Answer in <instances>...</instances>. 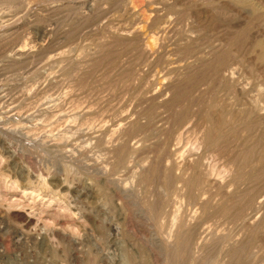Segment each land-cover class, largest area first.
<instances>
[{"label": "rangeland", "instance_id": "374dc122", "mask_svg": "<svg viewBox=\"0 0 264 264\" xmlns=\"http://www.w3.org/2000/svg\"><path fill=\"white\" fill-rule=\"evenodd\" d=\"M260 49L264 0H0V264H264Z\"/></svg>", "mask_w": 264, "mask_h": 264}, {"label": "bare ground", "instance_id": "6f19581e", "mask_svg": "<svg viewBox=\"0 0 264 264\" xmlns=\"http://www.w3.org/2000/svg\"><path fill=\"white\" fill-rule=\"evenodd\" d=\"M4 1V0H3ZM9 1V0H8ZM125 1V0H124ZM154 1V0H153ZM92 2V1H91ZM151 2V1H150ZM160 3V2H159ZM153 7V6H152ZM157 7V6H156ZM160 7V6H159ZM72 8V7H71ZM65 9V8H64ZM4 11V10H3ZM21 11V10H20ZM158 13V12H157ZM159 14V13H158ZM23 17V16H22ZM170 22V21H169ZM163 25L159 28V31H164L165 30V24H166V22H164V20H163ZM9 24V23H8ZM194 24V23H193ZM260 25V24H259ZM184 26V25H183ZM157 31H158V29H157ZM235 32V31H234ZM238 32V31H237ZM4 35V34H3ZM11 37V36H10ZM189 39V38H188ZM239 41V40H238ZM189 43H191L190 41H188ZM188 42H187V44H188ZM252 42V41H251ZM226 43V42H225ZM7 46V45H6ZM240 46V45H239ZM238 46V47H239ZM18 48V47H17ZM20 49H23V48H21L20 47ZM20 49L18 50L19 52H20ZM17 50V49H16ZM215 50V49H214ZM179 51V50H178ZM184 51V50H183ZM187 51V50H186ZM189 51V52H188ZM187 52H188V58L189 59H191V58H195V57H197V56H195L196 55V53H197V51L196 50H192V46H191V50H188ZM212 51V50H211ZM245 51V50H244ZM155 52H158V51H155ZM187 52H185V53H187ZM177 53V52H176ZM210 53V52H209ZM20 54V53H19ZM198 54H200V53H198ZM218 54V53H217ZM201 55V54H200ZM209 55V54H208ZM222 55V54H221ZM220 55V59L218 60V61H216L217 63L214 65V68H213V74L211 73V75H212V77H214V78H216V79H218L219 80V82H223V83H228V82H232V79L234 78L235 79V76H233L234 74H235V66L233 67H231V65L229 66V65H227V64H225L227 61V53H225V54H223L222 56ZM229 55H231V54H229ZM154 56V55H153ZM233 56V55H232ZM257 56V58H259V59H261L262 61L264 60V49H260V51H259V53H258V55L256 54L255 55V57ZM147 57V56H146ZM200 57H202V56H200ZM144 58V57H143ZM185 58V57H184ZM187 59V58H186ZM201 59V58H200ZM203 59V58H202ZM179 61H180V59H178ZM183 60H185V59H183ZM193 60V59H192ZM232 60V59H231ZM230 60V61H231ZM258 60V59H257ZM159 62V61H158ZM157 62V63H158ZM173 62V61H172ZM184 62V61H183ZM198 62V61H197ZM264 62V61H263ZM177 63H179V62H177ZM176 63V64H177ZM198 63H200V62H198ZM202 63V62H201ZM215 63V62H214ZM180 64H182V63H180ZM185 64H186V60H185ZM193 64H194V62H193ZM229 64V63H228ZM231 64V63H230ZM233 64V63H232ZM235 64V63H234ZM233 64V65H234ZM167 65H169V67L168 68H170V69H174V68H172V63H168ZM167 65H166V67H167ZM178 65V64H177ZM183 65V64H182ZM191 65V67H192V64H190ZM190 65H189V67H190ZM203 65H205V64H203ZM236 65V64H235ZM197 66V65H196ZM155 67V66H154ZM181 67V66H180ZM188 67V68H189ZM194 67V66H193ZM192 67V68H193ZM213 67V66H212ZM187 68V67H186ZM185 68V69H186ZM187 68V69H188ZM166 70H168L167 68H166ZM180 70V68H179V66L177 67V71H179ZM210 70V69H209ZM208 70V71H209ZM176 71V72H177ZM181 71V70H180ZM165 72V71H164ZM169 72V71H168ZM175 72V73H176ZM177 74V73H176ZM209 74V73H208ZM190 75V74H189ZM207 75V74H206ZM186 76H188V75H186ZM199 76V75H198ZM210 76V75H209ZM175 77V76H174ZM204 78V77H203ZM179 79V78H178ZM198 79V78H197ZM211 79V78H210ZM204 80H207V83H208V79H204ZM212 80V79H211ZM167 82V81H166ZM211 82V81H210ZM215 82H218V81H215ZM238 82V81H237ZM205 83V82H204ZM203 83V84H204ZM222 83V84H223ZM237 86L236 87H238V85L239 84H236ZM242 85V84H241ZM223 86H225V84L223 85ZM229 86V85H228ZM234 86H235V84H234ZM199 87V86H198ZM219 87V86H218ZM227 87V86H226ZM186 88V87H185ZM235 88V87H234ZM240 88V87H239ZM188 89V88H187ZM200 89V88H199ZM228 89V88H227ZM230 89H233V87L232 88H230ZM241 89L243 90V88H242V86H241ZM241 89L239 90V92H241ZM196 90H198V89H196ZM237 90H238V88H237ZM175 91V90H174ZM199 92H200V90H198ZM228 92H229V90H227ZM226 91V92H227ZM232 91H235V89L234 90H232ZM196 92V91H195ZM227 92V93H228ZM230 92H231V90H230ZM237 92V91H236ZM165 93V92H164ZM181 93V92H180ZM198 93V92H197ZM233 93V92H232ZM161 94V93H160ZM159 94V95H160ZM195 94V93H194ZM188 95V94H187ZM189 95H190V92H189ZM146 96V95H145ZM153 96V95H152ZM192 96V95H191ZM204 96V95H203ZM143 97V96H142ZM159 97V96H158ZM183 97H185V96H183ZM148 98V97H147ZM205 98V97H204ZM246 98V97H245ZM141 99V98H140ZM144 99V98H143ZM146 99V98H145ZM144 99V100H145ZM185 99H186V97H185ZM257 99V98H256ZM148 100V99H147ZM151 100V99H150ZM185 101V100H184ZM264 105V104H263ZM175 106V105H174ZM159 107V106H158ZM162 107V106H161ZM229 108H230V106H229ZM75 109H77V108H75ZM248 110V109H247ZM194 111V110H193ZM218 111V110H217ZM250 111V110H249ZM4 112V111H3ZM220 112V111H219ZM218 112V113H219ZM233 112V111H232ZM241 112V111H240ZM242 113V112H241ZM181 114V113H180ZM130 115V114H129ZM192 117H194V116H192ZM235 118V117H234ZM151 119V118H150ZM228 119V118H227ZM155 120V119H154ZM161 120V119H160ZM217 120V119H216ZM245 120V119H244ZM237 121V120H236ZM187 122H188V120H187ZM186 124V123H185ZM188 124H189V122H188ZM226 124V123H225ZM146 125V124H145ZM144 125V126H145ZM173 125V124H172ZM153 126V125H152ZM182 126V125H181ZM183 126H184V124H183ZM186 126V125H185ZM184 126V127H185ZM189 126H191V124L189 125ZM169 127V126H168ZM187 127V126H186ZM249 127H251V126H249ZM183 128V127H182ZM189 128V127H188ZM192 128V127H191ZM191 128H189V129H191ZM197 128V127H196ZM199 128V127H198ZM197 128V129H198ZM189 129H185V131H184V128H183V132L185 133L186 132V130H187V132H190V131H188ZM193 129H195L194 128V126H193ZM244 129V128H243ZM129 130V129H128ZM234 130V129H233ZM126 131V130H125ZM193 130L191 129V132H192ZM200 131H201V129H200ZM200 131H197V134L198 133H201ZM208 131V130H207ZM224 131V130H223ZM143 132V131H142ZM181 133H182V131H180ZM179 132V134H181ZM186 132V133H187ZM232 132V131H231ZM128 133V132H127ZM126 133V134H127ZM193 133L194 132H192L191 134L193 135ZM190 134V135H191ZM195 134H196V131H195ZM196 134V136L198 137V135ZM204 134V133H203ZM206 134H209V133H207L206 132ZM238 135V134H237ZM128 136V135H127ZM178 135H176L175 137H177ZM191 137V136H190ZM189 137V138H190ZM193 137V136H192ZM199 137H201V139H202V136L200 135ZM198 137V138H199ZM211 138H212V136H210ZM194 138V137H193ZM178 139V138H177ZM176 139V140H177ZM205 139H208L207 137L205 138ZM213 139V138H212ZM159 140V139H158ZM190 140V139H189ZM196 140V139H195ZM199 139H197L196 141H198ZM203 140H204V137H203ZM4 141V140H3ZM120 141V140H119ZM181 141H183V140H181ZM195 141V143L197 144V142ZM201 141V140H200ZM231 141V140H230ZM137 142V141H136ZM172 142V141H171ZM238 142V141H237ZM201 143H202V141L200 142V143H198L199 145H201ZM213 143H214V140L213 141H211L208 145L210 146V145H213ZM194 144V143H193ZM203 144L205 145V143H204V141H203ZM223 144H224V142H223ZM244 144V143H243ZM204 145H203V147H204ZM230 145V144H229ZM133 146H134V144H133ZM240 146V145H239ZM238 146V147H239ZM235 147V146H234ZM167 148V147H166ZM217 148H218V146H217ZM128 149V148H127ZM198 149V148H197ZM262 149H264V148H262ZM120 150V149H119ZM133 150V149H132ZM131 150V151H132ZM136 150V149H135ZM175 150H176V148H175ZM177 150H178V148H177ZM176 150V151H177ZM191 150V149H190ZM205 150V149H204ZM207 150V149H206ZM215 150V149H214ZM219 150V149H218ZM253 150V149H252ZM157 151V150H156ZM174 151V150H173ZM175 151V152H176ZM232 151V150H231ZM124 152V151H123ZM175 152H173V153H175ZM178 152V151H177ZM202 152V151H201ZM221 152V151H220ZM240 152V151H239ZM262 152V151H261ZM125 153V152H124ZM228 153V152H227ZM123 154V153H122ZM126 154V153H125ZM244 154V153H243ZM170 155V154H169ZM173 155V154H172ZM229 155V154H228ZM257 155V154H256ZM196 156V155H195ZM261 156V155H260ZM193 157V156H192ZM114 158V157H113ZM121 158V157H120ZM196 158V157H195ZM201 158V157H200ZM246 159V158H245ZM193 160V159H192ZM260 160V159H259ZM119 161V160H118ZM123 161V160H122ZM199 161V160H198ZM244 161V160H243ZM192 162V161H191ZM235 162V161H234ZM250 162V161H249ZM190 163V162H189ZM194 163V162H193ZM192 163V164H193ZM243 163H246V162H243ZM151 164V163H150ZM180 164H182V163H180ZM184 164H185V161H184ZM187 164V163H186ZM183 165V164H182ZM190 165V164H189ZM196 165H198V163H197V160H196ZM195 163L193 164V166L194 167H192L191 165H190V167H192V168H194L195 169ZM243 165V164H242ZM180 165H178V168L177 167H175V168H177V169H181V167H179ZM215 166V165H214ZM226 166V165H225ZM244 166V165H243ZM186 168H187V166H186ZM202 168V167H201ZM199 169V168H198ZM182 170V169H181ZM184 170V169H183ZM188 170V169H187ZM205 170V169H204ZM179 171V170H178ZM194 172H196V171H198V170H193ZM208 171H210V170H208ZM249 171V170H248ZM260 172H261V169L259 170ZM263 171V170H262ZM184 172H186L185 170L183 171V175L185 174ZM181 173V172H180ZM192 173V172H191ZM198 173H200V172H198ZM205 173H207V172H205ZM209 173V172H208ZM149 174V173H148ZM182 174V173H181ZM262 173H259V172H256L255 174H253V177H251L249 180L251 181V182H259L260 181V179H261V175ZM191 175H194V174H191ZM142 176V175H141ZM163 176V175H162ZM172 176V175H171ZM188 176H190V175H188ZM202 176V175H201ZM199 174H195L191 179H189V180H187L186 182H185V185L184 186H186V189H187V191H185V192H189V193H193V192H195V191H197V192H200L203 188H202V185L203 184H208L209 182L210 183H214L215 181H213V180H210V176H208V175H206L207 177H201ZM231 176V175H230ZM241 176V175H240ZM180 177V176H179ZM181 177H183V176H181ZM171 178V177H170ZM188 178V177H187ZM190 178V177H189ZM143 179V178H142ZM164 179V178H163ZM181 179V178H180ZM212 179V178H211ZM234 179V178H233ZM243 179V178H242ZM41 180V179H40ZM183 180H184V178H182V187H183ZM215 180V179H214ZM42 181H43V179H42ZM175 181V180H174ZM230 181V180H229ZM238 181V180H237ZM264 181V179L262 180V182ZM44 182V181H43ZM219 182V181H218ZM236 182V181H235ZM261 182V181H260ZM237 183V182H236ZM252 183V184H253ZM175 184V183H174ZM251 184V183H250ZM43 185V184H42ZM249 185V184H248ZM259 185V184H258ZM170 186H172V185H170ZM209 186V185H208ZM214 186V185H213ZM225 186V185H224ZM247 186V185H246ZM13 187V186H12ZM167 187V186H166ZM218 187V186H217ZM245 187V186H244ZM181 188V187H180ZM255 188V187H254ZM201 189V190H200ZM221 189H223V188H221ZM181 190V189H180ZM200 190V191H199ZM252 190H254V189H252ZM169 191V190H168ZM203 191V190H202ZM212 192V191H211ZM251 192H254V191H251ZM178 193V192H177ZM201 193V192H200ZM229 193V192H228ZM246 193V192H245ZM244 193V194H245ZM247 193H250L249 191L247 192ZM258 193V192H257ZM260 193V192H259ZM28 194V193H27ZM167 194V193H166ZM185 194V193H184ZM194 194V193H193ZM213 194V193H212ZM195 195V194H194ZM211 195V194H210ZM209 195V196H210ZM248 195V194H247ZM264 195V194H263ZM133 196V195H132ZM189 196V195H188ZM249 196V195H248ZM256 196V195H255ZM258 196V195H257ZM190 197V196H189ZM247 197V196H246ZM7 198V197H6ZM250 198H252L253 199V197H251L250 196ZM250 198H248V199H243L244 200V202H243V206L244 207H246L247 208V206L246 205H248V206H250L249 205V203L250 202H252V199H250ZM177 199V198H176ZM191 199V198H190ZM196 199V198H195ZM208 199V198H207ZM222 199V198H221ZM228 199V198H227ZM235 199H237V198H235ZM255 199V198H254ZM240 200H241V202L238 204V205H240L241 203H242V199L240 198ZM251 200V201H250ZM203 201V200H202ZM233 201H234V199H233ZM239 201V200H238ZM237 201V202H238ZM237 204V203H236ZM257 204H258V202H257ZM233 206H231V208L230 207H228V208H230V209H233V208H236L237 206L233 203L232 204ZM5 206V205H4ZM172 206V205H171ZM181 206V205H180ZM243 206H242V208H243ZM9 207V206H8ZM258 207V206H257ZM11 208V207H10ZM224 208V207H223ZM3 209V208H2ZM9 209V208H8ZM202 209V208H201ZM241 209V208H240ZM219 210V209H218ZM223 210H227V208H224ZM242 210V209H241ZM258 210V209H257ZM60 211V210H59ZM73 212V211H72ZM220 212V211H219ZM226 212V211H225ZM229 212V211H228ZM227 212V213H228ZM236 212H238L239 213V211H236ZM236 212H235V214H236ZM245 212V211H244ZM244 214V213H243ZM19 215V214H18ZM227 215V214H226ZM25 216V215H24ZM23 216V218H25ZM76 216V215H75ZM207 216V215H206ZM234 216V215H233ZM243 216H245V214L243 215ZM184 217V216H183ZM193 218V217H192ZM184 219V218H183ZM186 219V218H185ZM230 219H231V217H230ZM233 219H234V217H233ZM248 219H250V218H248ZM247 219V220H248ZM195 220V219H194ZM22 221H24V219H22ZM46 221V220H45ZM234 221V220H233ZM28 223V224H30L31 223V220H29V217L27 216V218H25V221H24V223ZM247 222V221H246ZM24 223H23V225H24ZM180 223V222H179ZM257 225V224H256ZM26 228V227H25ZM28 228V227H27ZM70 228V227H69ZM72 229H73V227H72ZM52 230V229H51ZM249 230V229H248ZM251 230H253V229H251ZM259 230V229H258ZM25 231V230H24ZM23 231V232H24ZM183 231V230H182ZM204 231V230H203ZM56 232V231H55ZM202 232V231H201ZM253 232V231H252ZM25 233V232H24ZM14 235V234H13ZM16 235V234H15ZM175 235V234H174ZM201 235V234H200ZM263 235H264V233H263ZM72 236V235H71ZM183 236V235H182ZM15 237L16 236H14V239H15ZM61 237V236H60ZM208 237V236H207ZM215 237V236H214ZM69 238V237H68ZM71 239H73L72 237H70ZM187 238V237H186ZM17 239V238H16ZM67 239V238H66ZM175 239V238H174ZM217 239V238H216ZM48 240V239H47ZM69 240V239H68ZM74 240H75V238H74ZM202 240V239H201ZM221 240H222V238H221ZM249 240V239H248ZM70 241V240H69ZM71 241H73V240H71ZM164 241V240H163ZM165 243V242H164ZM173 243V242H172ZM196 243V242H195ZM206 243H208V242H206ZM215 243V242H214ZM247 242H245V244H246ZM174 244V243H173ZM183 244V243H182ZM185 244V243H184ZM217 244V243H216ZM248 244V243H247ZM251 244V243H250ZM161 245V244H160ZM181 245V244H180ZM185 245H187V244H185ZM214 245V244H213ZM243 245V244H242ZM261 244H259V246H260ZM169 247H170V245H168ZM202 246V245H201ZM225 246V245H224ZM236 246V245H235ZM248 246V245H247ZM172 247V246H171ZM190 247H192L191 245H190ZM203 247V246H202ZM208 247V246H207ZM216 247V246H215ZM243 247V246H242ZM197 248V247H196ZM238 248V247H237ZM252 248V247H251ZM259 248V247H258ZM201 249V248H200ZM214 249V248H213ZM239 249H241V246H240V248ZM239 249H237L234 253H233V251H232V259L234 258H236V260L235 261H238L237 260V256H238V254H239V252H240V250ZM243 249H244V247H243ZM241 250V252L242 251H244V250ZM248 249V248H247ZM262 249V248H261ZM169 250H171V249H169ZM180 250V249H179ZM182 250H184V249H182ZM195 250V249H194ZM254 250V249H253ZM252 250V251H253ZM263 250V249H262ZM180 252V251H179ZM203 252V251H202ZM245 252V251H244ZM173 253V252H172ZM176 253V252H175ZM183 253V252H182ZM186 253V252H185ZM201 253V252H200ZM243 253V252H242ZM242 253H241V255H242ZM257 253V252H256ZM84 254V253H83ZM227 254V253H226ZM179 256H180V254H178ZM190 255V254H189ZM240 255V256H241ZM198 256V255H197ZM254 256V255H253ZM165 257V256H164ZM167 257V256H166ZM185 257V256H184ZM189 257V256H188ZM200 257V256H199ZM231 257V256H230ZM229 257V258H230ZM250 257V256H249ZM252 257V256H251ZM204 258V257H203ZM238 258H240L239 256H238ZM253 258V257H252ZM170 259V258H169ZM175 259V258H174ZM241 259H242V257H241ZM79 260V259H78ZM195 260V259H194ZM163 261V260H162ZM173 261V260H172ZM182 261H184V260H182ZM189 261V260H188ZM245 261V260H244ZM256 261V260H255ZM170 262V261H169ZM206 262V261H205ZM228 262V261H227ZM239 262H240V259H239ZM243 262V261H242ZM241 262V264H243ZM259 262H262V261H259ZM189 263V262H188ZM193 263V262H192ZM199 263V262H198ZM209 263V262H208ZM210 264V263H209ZM230 264V263H229ZM235 264H238V263H235ZM245 264V263H244ZM257 264V263H256Z\"/></svg>", "mask_w": 264, "mask_h": 264}]
</instances>
